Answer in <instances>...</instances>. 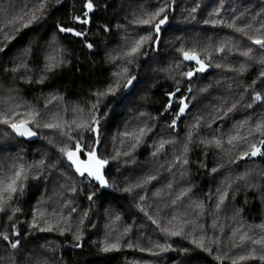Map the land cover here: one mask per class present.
<instances>
[{
  "label": "trees",
  "instance_id": "16d2710c",
  "mask_svg": "<svg viewBox=\"0 0 264 264\" xmlns=\"http://www.w3.org/2000/svg\"><path fill=\"white\" fill-rule=\"evenodd\" d=\"M41 2L0 0V113L24 114L17 122L31 112L28 126L38 134L25 142L0 124V181L21 164L27 177L0 211V234L9 237L0 235V264H264V245L239 239L264 237V155L241 158L264 140L256 131L264 122V65L256 58L264 50L236 30L264 31V0H93L87 17V0H48L28 27L10 23L22 6L32 12ZM160 7L157 21H167L158 42L127 58L140 36L156 40L154 28L137 21ZM248 47L252 60L241 55ZM54 50L64 63L48 71ZM181 50H194L210 71L187 80L193 66ZM142 128L133 147L123 133ZM77 141L108 161L107 186L81 176L61 153ZM161 142L163 155L151 157ZM113 243L117 249L102 250Z\"/></svg>",
  "mask_w": 264,
  "mask_h": 264
},
{
  "label": "snow or ice",
  "instance_id": "6c2138e0",
  "mask_svg": "<svg viewBox=\"0 0 264 264\" xmlns=\"http://www.w3.org/2000/svg\"><path fill=\"white\" fill-rule=\"evenodd\" d=\"M85 7L87 9V11L84 13V16L87 17L88 13L93 11V0H87ZM44 8V4L41 3L40 7L38 10H43ZM165 12V7H160L156 12L153 13H148L146 14L145 18L139 19L137 22L143 25H148L151 26L152 28H154L155 33L157 34V38L156 40H153V36L151 33L147 34V35H143L140 36L137 40H135L133 42V45L131 46V48L128 50V52L126 53V57L127 58H134L138 53L141 52L142 47L149 41H152L153 43H157L158 39H159V33L161 31V26L163 24H165V22L167 21V16H163V18L158 19L157 18L161 17V14ZM27 19V22L22 23L23 27H28L30 23H32L33 21L36 20V13L33 11L31 13L29 12H24L16 17H13L12 21H10V23H16V22H23L25 20V18ZM76 20H78L80 23L82 24H87L89 23L88 19H81L80 17H76ZM155 22V23H154ZM228 27H233V25L229 24ZM249 28H251V25L248 26ZM239 32L244 33L249 40L252 41V43L254 45H257L259 49L264 50V31H262L261 29H256V33H258L259 35H249L248 32L245 31L244 28H238L236 29ZM60 32H74V35L76 36H82L84 33L81 31H74V29L72 28H68V27H60L59 28ZM88 48H92V44H88L87 45ZM224 49L221 48L220 51H223ZM182 54H183V58L186 61H195L199 67L196 71L198 72H204L206 70V65L204 64L203 60H201L198 55L196 54V52L193 51H184L181 50ZM253 53V49L251 47H248L246 50L241 52V55L248 58L249 60L253 59L252 56ZM46 64H45V68L48 71L53 70L55 67H59L62 63H64V61L62 59H58L57 54H56V50L53 51V53H50L47 57H46ZM256 62L264 65V55L259 56L258 58H256ZM127 63H132V59H127ZM21 67H26V65L21 64ZM217 67H219V65H217ZM128 72V68L125 67L123 68V73H127ZM116 75H120V73H117ZM183 75L187 76L188 78H191L194 75V72L192 71H188L183 73ZM262 76H264V72L261 73ZM133 80H135V77H132L130 79H128L127 81V86H131L133 83ZM180 91L179 88L176 89V92L171 93L170 96H175L176 93H178ZM189 91H191V89H189ZM107 94H114V89L110 88L108 90ZM101 96L105 95V93H101L99 94ZM256 100H261L262 97L260 96V94H257L255 96ZM168 107H171V103H169ZM188 107V104L185 102L184 99L180 100V107H179V113L183 114L185 109ZM167 110V108H166ZM21 115L24 114H20V113H15L14 117H10L9 114L7 113H0V124H4V125H8L12 131L14 133H16L18 136L21 137H31V136H35L36 133L33 132L29 127V123H33L34 122V116L33 114L30 112L28 114H26L25 118H21L19 119L17 122H14L15 117H19ZM38 115V114H37ZM74 124H76V127L78 129H85L87 128L88 130L92 131V132H96L97 129L96 128H92L90 127V125H88L87 123H76V121H73ZM93 123H99L97 120H95V118H93ZM175 125V121H173V125ZM61 125L59 123H45L44 127L46 128H59ZM198 126V125H197ZM264 130V122L257 124L256 126V131L260 132ZM144 129H140L139 133H131V132H125L123 133V135L127 136V137H131L135 143L133 144V147L136 146V144H138L140 142V138L141 136L144 134ZM72 138L69 137V140H71ZM237 139V136H232L229 138L228 143L232 144V142L234 140ZM246 139V138H245ZM216 146L220 147L221 143L219 140L215 141ZM260 147H257L256 144H252L250 146V150L246 151L243 153V157H247V156H252V157H256L258 155H264V151H262V148H264V140H261L260 142ZM96 144H99V140L96 141ZM164 147V142H161L160 144V148L162 149ZM185 152H187L188 148L187 145H185ZM61 153H63L64 155H66L67 159L71 162V165L75 166V171L77 173H79L81 176L87 174V176L94 178L96 181H98L101 185L103 186H107V181L105 180V177L103 175L102 170L104 169L105 165L108 163L107 160L105 159H101L100 157H98L97 155V151H96V147L93 146L90 150L86 148V146H82L78 141L75 143L74 145V150H69L65 147H62L60 149ZM81 154L86 156V159H81L80 156ZM125 155H129V153H124ZM183 163L187 164L188 161L185 159L183 161ZM213 171H216V169H213ZM25 173V168L23 166V164H21L19 166L18 169H16L13 173L11 174H6V176L4 177V180L0 181V183L3 184L2 187V193L7 194L5 195H0V211H4L5 210V205L7 203V201L12 199V194L17 192V184L19 181H21L22 179H26L27 177L24 175ZM151 179H154V177H152ZM241 179H243V177H241ZM74 190V189H73ZM126 191H130V189H126ZM226 196L225 194H222L220 197V202L222 203L224 198ZM89 199H92V197L90 196ZM217 208H219V204H217ZM72 211H75V209H72ZM155 223V221H153ZM215 226V225H214ZM33 227H36L35 224H33ZM264 227V226H261ZM44 230H51V228L49 227L48 229H41V231ZM165 232H167V229H164ZM14 235H16L17 233H13ZM171 235L175 236V235H180L181 233L178 231H173L170 233ZM2 235L3 240L8 241L9 237L7 235ZM235 235V233H234ZM79 236H76V239L79 240ZM240 242L244 243L246 240H250L251 243L253 244H260V245H264V237H261L260 239H252L247 232H245L243 235H241L239 237ZM19 245V241H14V242H10V246L12 249H16ZM79 246V245H77ZM198 246L203 247V238H201L200 243L198 244ZM118 245L116 243L113 244H105V246L103 247V251L108 252V251H112L117 249ZM255 250L253 249V252ZM249 256H251V253L249 254ZM248 257L245 256H241L239 257L240 260H244ZM261 259H264V256H261ZM233 264H236L235 261H233Z\"/></svg>",
  "mask_w": 264,
  "mask_h": 264
},
{
  "label": "water",
  "instance_id": "95a60500",
  "mask_svg": "<svg viewBox=\"0 0 264 264\" xmlns=\"http://www.w3.org/2000/svg\"><path fill=\"white\" fill-rule=\"evenodd\" d=\"M254 46H257V45H254ZM183 61L187 64V65H191V66H193V70H191L192 72H194V75L191 77V78H193V77H195L196 75H203V74H206V73H208L209 71H210V67L207 65V64H205L207 67H206V70L204 71V72H198V71H196L197 69H198V67H199V65L195 62V61H186V60H184V58H183ZM191 78H188L187 77V80H190ZM29 127V126H28ZM30 128V127H29ZM31 129V128H30ZM32 130V129H31ZM33 132H35L34 130H32ZM10 132L17 138V139H19V140H23V141H25V142H33V141H36L37 139H38V134L36 133V135L35 136H31V137H27V136H25V137H21V136H18L16 133H14L13 131H12V129L10 128ZM257 157V156H256ZM256 157H252V156H250V158H256ZM68 162L70 163V165H71V162L68 160ZM72 166V168L75 170V166L74 165H71ZM102 172H103V175L105 174V167H104V169L102 170ZM84 176H86L89 180H91V181H93L95 184H97L99 187H100V189L103 187V185H101L98 181H96L94 178H92V177H89V176H87V174H85ZM105 177V176H104ZM0 224H1V218H0Z\"/></svg>",
  "mask_w": 264,
  "mask_h": 264
},
{
  "label": "rangeland",
  "instance_id": "374dc122",
  "mask_svg": "<svg viewBox=\"0 0 264 264\" xmlns=\"http://www.w3.org/2000/svg\"><path fill=\"white\" fill-rule=\"evenodd\" d=\"M46 1H48V0H42V2L41 3H43L44 4V7H45V3H46ZM41 3H40V5H41ZM21 11L24 13V12H29V13H31L30 11H29V9H28V7L27 6H22L21 7ZM35 13H37L39 10H33ZM32 11V12H33ZM16 16V15H15ZM14 16V17H15ZM27 17L25 18V20L23 21V22H16V23H18L19 25L20 24H22V23H25V22H27ZM16 23H14V24H16ZM144 83H147V80H145L144 81ZM141 87V86H140ZM120 109H122V107L120 108ZM163 153H164V148H162V149H159L158 151H156L155 153H153L152 155H151V157H153V158H157V159H159L160 158V156L161 155H163Z\"/></svg>",
  "mask_w": 264,
  "mask_h": 264
}]
</instances>
